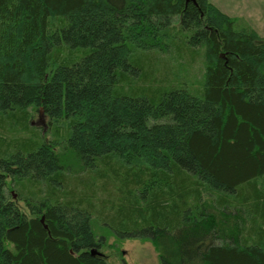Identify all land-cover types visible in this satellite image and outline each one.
Here are the masks:
<instances>
[{
    "label": "trees",
    "instance_id": "16d2710c",
    "mask_svg": "<svg viewBox=\"0 0 264 264\" xmlns=\"http://www.w3.org/2000/svg\"><path fill=\"white\" fill-rule=\"evenodd\" d=\"M171 52L202 58L198 88L157 76ZM32 111L54 139L0 133V264H108L97 220L161 264H264L252 28L209 0H0V115Z\"/></svg>",
    "mask_w": 264,
    "mask_h": 264
},
{
    "label": "rangeland",
    "instance_id": "374dc122",
    "mask_svg": "<svg viewBox=\"0 0 264 264\" xmlns=\"http://www.w3.org/2000/svg\"><path fill=\"white\" fill-rule=\"evenodd\" d=\"M209 1L224 14L229 17L236 18L240 28H252L264 38V0ZM162 57L167 61L166 64L168 70L160 69L158 72L159 75L157 76L162 77L165 72H169V76H171L173 73L175 75L174 82L178 80L176 81V84L186 82L187 84H192V88H198V84L202 81V58H199L192 63L190 62L191 57L187 54L184 55L183 60H180L174 52H171V55L167 54ZM31 114L32 117L30 118V122L33 128L29 132H10L8 127L10 122L7 120V116L0 115V122L7 124L6 126L9 130L7 131L5 129L3 131L0 129V133L10 138L15 136L23 138L38 136L39 138V136L45 134L47 136V140L54 139V135L48 127L49 120L45 117L44 112L38 113L32 111ZM0 148H2L1 145ZM70 181L72 183H76V179ZM12 193L15 195V199L17 200L20 208L25 213L29 214V209L26 208L24 202L18 200L17 191L13 190ZM99 195L104 198L105 193L100 192ZM93 227L98 239L105 238L104 245L98 252L106 258L108 264H161L159 254L151 242H144L139 239H121L110 229L104 228L99 223V220L94 223ZM10 248L13 249V246L10 245Z\"/></svg>",
    "mask_w": 264,
    "mask_h": 264
},
{
    "label": "water",
    "instance_id": "95a60500",
    "mask_svg": "<svg viewBox=\"0 0 264 264\" xmlns=\"http://www.w3.org/2000/svg\"><path fill=\"white\" fill-rule=\"evenodd\" d=\"M42 222L44 223V218L42 219ZM45 228L47 229V226H45ZM92 254H93V255H102V254L99 253L97 250H92Z\"/></svg>",
    "mask_w": 264,
    "mask_h": 264
}]
</instances>
